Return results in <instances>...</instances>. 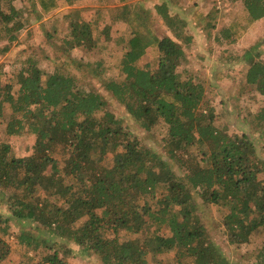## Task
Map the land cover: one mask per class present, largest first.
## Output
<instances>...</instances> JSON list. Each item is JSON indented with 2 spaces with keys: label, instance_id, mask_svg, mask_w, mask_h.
Here are the masks:
<instances>
[{
  "label": "trees",
  "instance_id": "1",
  "mask_svg": "<svg viewBox=\"0 0 264 264\" xmlns=\"http://www.w3.org/2000/svg\"><path fill=\"white\" fill-rule=\"evenodd\" d=\"M13 1L0 0L4 53L19 42L32 16L39 20L73 3ZM243 3L248 23L264 18V0ZM155 8L170 35L158 34L149 11L127 3L110 11L130 30L118 41L124 44L119 77L109 75L104 56L90 55L104 49L102 37L110 40L111 25L100 28L72 15L63 57L52 69L42 64L49 57L34 51L18 73L0 64L6 134L35 137L24 157L10 143L0 144V203L10 205L0 212V264L12 252L6 238L14 220L24 250L18 264H69L67 256L79 254L102 264H149V255H165V264H231L211 239L203 204L222 211V234L230 245H247L264 234V159L249 134L217 126L204 83L191 68L178 70L193 42L187 21L167 1ZM241 26L238 21L221 31L229 44L237 42ZM255 46L242 57V70L246 83L264 96V60ZM75 49L86 56L73 57ZM148 50L154 59L142 64ZM86 76L128 116L113 113L108 97L90 81L84 84ZM133 124L147 132L166 125L161 143L181 172L144 143ZM263 126L264 108L253 128ZM254 264H264V242Z\"/></svg>",
  "mask_w": 264,
  "mask_h": 264
},
{
  "label": "rangeland",
  "instance_id": "2",
  "mask_svg": "<svg viewBox=\"0 0 264 264\" xmlns=\"http://www.w3.org/2000/svg\"><path fill=\"white\" fill-rule=\"evenodd\" d=\"M167 1L173 13L179 12L187 21L190 35L193 36L192 44L185 46L186 60L178 67L182 71L185 67L195 71L206 88V96L216 109V124L230 134H249L257 145L259 155L264 159V126L253 128L256 122V115L264 108V96L254 87L246 83L242 57L253 46L260 51V59L264 60V18L252 23H248L243 0H73L71 5L67 4L59 7L50 14H44L43 18L37 20L32 16L33 23L22 31L19 42L11 44L9 51L2 50L7 42L0 44V64L4 63L6 71L16 72L20 70L25 59L33 51L41 57L46 54L49 59H44V67L52 69L62 59L61 52L64 49L63 37L67 33L69 15L78 19L82 17L88 21H93L100 28L111 25L110 40L102 37L104 49L91 52V57L104 56L110 67L109 75L119 77V61L122 56V47L118 41L127 38L130 30L127 23L121 19H111L110 11L127 3L135 8H140L150 12L149 21L159 35L171 34L168 27L156 12V5ZM14 5H22V0H14ZM242 21L241 35L237 42L229 44L225 36L221 33L223 29L236 22ZM124 36V37H123ZM29 48V49H28ZM72 56L82 58L86 53L75 49ZM154 53L148 50L142 59V64L153 61ZM10 75V74H9ZM84 84H90L100 90L108 97L109 108L118 117L126 115L116 101L111 99L108 93L103 90L98 82L90 80ZM133 124L132 129L140 136L144 143L157 151L162 157L170 161L177 172L181 169L171 158L162 146V137L167 133L166 125H159L153 131L147 132ZM8 142L12 146V152L19 157L31 154L35 137L24 133L20 136L9 137L6 134V120L0 121V144ZM114 154V153H113ZM112 152L109 157L113 156ZM57 156V154H56ZM264 175V174H263ZM38 194H43L39 190ZM3 202V201H1ZM203 204V203H202ZM9 203H0V212L7 213ZM201 216L211 234V239L219 246L223 254L230 259L231 264H254L257 255L264 242V234H256L250 244L240 246L230 245L226 236L222 234L224 227L220 221L222 211L216 205L203 204L201 206ZM8 242L12 245V252L1 264H18L24 252L15 238L17 221L14 220ZM21 226V225H20ZM19 226V228H20ZM124 236V231L119 233ZM127 235V234H126ZM173 255L175 253H172ZM149 264H165V255H149ZM69 264H102L98 259L83 254L67 256Z\"/></svg>",
  "mask_w": 264,
  "mask_h": 264
}]
</instances>
